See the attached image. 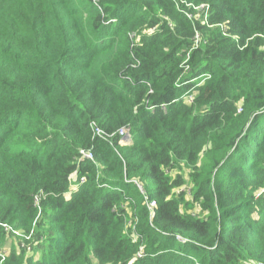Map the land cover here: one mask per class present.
<instances>
[{
	"label": "trees",
	"instance_id": "16d2710c",
	"mask_svg": "<svg viewBox=\"0 0 264 264\" xmlns=\"http://www.w3.org/2000/svg\"><path fill=\"white\" fill-rule=\"evenodd\" d=\"M94 263L264 264V0H0V264Z\"/></svg>",
	"mask_w": 264,
	"mask_h": 264
},
{
	"label": "built area",
	"instance_id": "2783aa9c",
	"mask_svg": "<svg viewBox=\"0 0 264 264\" xmlns=\"http://www.w3.org/2000/svg\"><path fill=\"white\" fill-rule=\"evenodd\" d=\"M199 41H200V36L198 34H196L195 46L194 47L198 46ZM187 98L192 100L193 96L191 94H188ZM161 106L165 107L166 104H162ZM94 131H95L96 135L101 136V137H103L105 139L113 137V134H117L120 143H128L133 138L130 126H123V127L119 128L116 133H112V134L105 133L104 130L100 129L99 127H95ZM82 159H93V153L91 152V150L81 149L80 150L79 160H82ZM70 180H71V182H70V187L71 188H70L69 192H72L74 190H77L79 188V186L83 182L86 181V176L79 177L76 173H74V174H72ZM131 181H133L138 186L140 191L145 195V200H146V202L148 204V208H149L151 214H153L154 211H155V208L157 207L156 200L149 199V197L146 195L143 183H141L140 181H138L136 179H132ZM185 189H187V188L186 187L180 188V191L185 190ZM187 193H190V190L187 189ZM125 208L128 209V212H127V216L128 217H126L127 218L126 221H127V225L129 227H131V237L133 238V240L137 241L138 236H139V234H138V232L136 230V225H137V222H138V216L135 214V211L132 210L129 206L126 205ZM178 238L182 239L180 237H178ZM143 255H144L143 251L139 250L137 252L136 256L140 257V256H143Z\"/></svg>",
	"mask_w": 264,
	"mask_h": 264
},
{
	"label": "rangeland",
	"instance_id": "374dc122",
	"mask_svg": "<svg viewBox=\"0 0 264 264\" xmlns=\"http://www.w3.org/2000/svg\"><path fill=\"white\" fill-rule=\"evenodd\" d=\"M147 189H148L149 191H152V189H153L152 182H149V183H148V187H147ZM66 197H67V198H70V197H71V192L67 193V194H66ZM94 264H95V263H94Z\"/></svg>",
	"mask_w": 264,
	"mask_h": 264
}]
</instances>
